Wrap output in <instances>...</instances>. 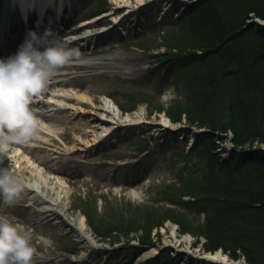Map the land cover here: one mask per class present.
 <instances>
[{
    "label": "rangeland",
    "instance_id": "obj_1",
    "mask_svg": "<svg viewBox=\"0 0 264 264\" xmlns=\"http://www.w3.org/2000/svg\"><path fill=\"white\" fill-rule=\"evenodd\" d=\"M77 1L80 0H75ZM100 1L90 0L86 7L81 6L76 19L89 18L111 9L112 0L103 5ZM148 1L150 4L144 8L146 11L140 15L141 17L137 18L134 15L131 17V19H138L139 24L132 23L130 26L128 24L130 28H126V34L123 36L117 37L110 33L93 41L87 47L73 46L79 48L81 53L79 57L73 59V62H89L87 64L93 66L79 68L80 65H78L70 68L65 78L71 82V85L65 89L76 96L75 93L79 92L77 86H80L81 90H85L90 96V102H93L94 106L102 104L105 100L104 94L109 95L114 100V106L111 107L113 115L109 114L114 116L113 119L120 116L123 120L133 111L144 112L145 118L138 125L115 129L109 140L87 151L79 150L75 144L78 140H82L80 133L88 129L83 123L88 119L89 114L87 116L72 114L69 107L73 103L66 102L63 104L66 109L56 113L48 121L56 125L51 132V138L58 145V149L64 152L62 156L56 157L48 164L60 166L67 171L74 170L78 178L76 183L67 185L64 182V188L61 191L62 205L67 208L65 213L70 218L81 214L80 211H83L87 204H90L99 216L110 217L112 222H115L113 220H116L118 216L116 211L125 212L126 210L128 219L136 217L147 206L161 204L157 201L160 196L158 190L161 187L171 182L179 184L176 174L178 168L204 155L185 156L190 146H195L193 151H196L195 148L207 138V135L202 132L204 128H200L196 122H190L181 115L180 120L174 123L175 126L173 125V128L178 130L174 134L170 131L172 126L169 129L166 124L165 129H162L160 125V122H163L164 113H168V105L174 104V99L185 102L188 87L182 78L186 66L184 60L175 57L172 61L161 59L163 54L161 51L164 49L157 48L160 47L158 45L161 42L162 31L175 26L177 21L175 19H178L176 18L178 15L175 14L181 10L185 14L187 8L198 5L202 0ZM141 13L142 11H139L138 15ZM183 17L184 15L178 21ZM253 21L264 26V19L260 17H254ZM138 40H143L139 46H137ZM86 56H91L90 60H83L88 58ZM48 90H54V88H48ZM49 95L40 94L36 98L48 100ZM223 97L219 95V101H224L226 105L231 102L229 95L225 94ZM116 102L122 106V110L118 108ZM32 108L33 110L49 109L41 104ZM50 113L53 114L51 111ZM35 116L38 115L35 114ZM216 132H218V137L215 139L217 155L220 157L230 155L231 151L227 148L231 149L232 145H235L233 132L231 130ZM144 148L148 151L140 153ZM245 148L249 151L264 150V143L255 138L251 143H247ZM45 151L43 150V153ZM43 153L35 152L38 157ZM37 167V169H43L42 164H37ZM53 196H56L55 191ZM190 208V206L187 207V209ZM21 209L24 208L20 207ZM191 210V214L195 217L202 218L203 211ZM22 211L25 218L33 216L31 221H36V226H31L21 221L22 219L16 223L22 226V229L30 236V242L35 249L32 264H156L158 260L162 261L165 253L175 256L178 264H185L189 256L198 260L203 259L199 254L190 252L191 250L185 248L186 252H184L166 242V239L171 238L168 236L171 230L168 224H173L171 221H165L162 227L152 229V244L149 248L156 247L160 253L149 261L139 262L140 255L134 257V251L137 248L129 243H137L136 236L140 230L131 232L126 237L112 232L109 237L108 231L96 225L98 228L95 231L89 228L92 238L90 242H87L79 236L72 225L66 223L65 227H59L55 221L48 223L42 215L38 216L39 207L31 211L29 209ZM127 218L125 221L128 220ZM98 221L102 219L98 218ZM175 230L177 237L188 234L191 249L204 246L200 236L193 237L188 232H180L176 227ZM117 236H119L118 239ZM115 240L117 241L114 243ZM203 249L205 252L214 250H207L204 247ZM71 251L77 255H70ZM224 254L232 260V264H238L241 256L246 260L242 249L239 248L235 249V254L232 256L227 252ZM82 259H84L83 262H81ZM224 264H231V262H224ZM247 264L252 263L247 261Z\"/></svg>",
    "mask_w": 264,
    "mask_h": 264
},
{
    "label": "trees",
    "instance_id": "obj_2",
    "mask_svg": "<svg viewBox=\"0 0 264 264\" xmlns=\"http://www.w3.org/2000/svg\"><path fill=\"white\" fill-rule=\"evenodd\" d=\"M254 17L264 19V0H202L161 34L158 45L165 47L164 58H184L186 65L182 78L188 95L185 102L169 105L171 119L184 114L200 127L234 135L237 152L224 158L215 152L216 135H208L185 154L204 155L177 169L179 184L160 191L169 203L204 208V219L149 205L127 221L118 216L114 225L102 219L104 229L124 236L140 230L137 248H144L152 244V229L170 219L179 231L200 236L207 250L220 248L232 256L239 248L249 263L264 264V150L245 148L255 138L264 143V26ZM225 94L231 99L227 105L218 99ZM186 195L191 198L185 200ZM87 219L95 225L96 219ZM163 255L156 264H177L175 256ZM186 264L220 263L190 256Z\"/></svg>",
    "mask_w": 264,
    "mask_h": 264
},
{
    "label": "bare ground",
    "instance_id": "obj_3",
    "mask_svg": "<svg viewBox=\"0 0 264 264\" xmlns=\"http://www.w3.org/2000/svg\"><path fill=\"white\" fill-rule=\"evenodd\" d=\"M112 2L115 5L113 11L115 10L116 14H120L124 10L127 11L126 13H124V18L122 17L123 19H125L127 15L132 14V12L134 13L136 10H139L140 8L146 6L150 1L112 0ZM133 2L134 5H130ZM45 8L47 7L45 6ZM120 18V16H117V18H115L116 24L121 22ZM90 23H94V21L91 20ZM109 30L111 29L108 28L107 31ZM101 36H103L102 31H94L93 33L88 35L87 38L96 39L100 38ZM64 69L65 68L62 66L59 67L56 71L58 72V74H55L56 77L52 78H57L60 81H52L49 83V85H52L51 87H54V90L49 93L50 99L47 101L45 99L38 100L36 97H39V95H37L31 102V104L34 106L41 104L42 106H46L47 108H49L48 110H34V114L40 117L39 130L37 135L23 142L9 141L6 151L0 153V168H6L5 166L9 164L8 169L14 175H17L21 178L24 185L23 189L26 192V195L22 196L21 198V201L23 200L22 202H26L29 200L30 202L37 203L42 208L38 214L42 215L45 219L48 220V222L56 217L55 219L59 224L65 225L67 223L68 225H72L83 240L90 242L92 234L85 222L84 216L82 214H77L75 217L70 218L65 213V210L67 208L63 207L62 205L61 191L62 188H64V182L67 183V185L76 183L78 181V178L76 177V173L74 170L67 171L66 169L60 168V166L53 167L48 164L49 161L64 154L62 150L58 149V145H56V143H54L53 139L51 138V132L56 125L53 123L50 124L48 121L52 118L53 115L65 109L62 105L66 102L73 103L72 106L69 107L72 110V114H77L76 116H87L89 114L88 119L83 123V125L88 127V129L80 133L79 136L82 140H78V142L75 144V146L79 148V150L86 151L87 149L92 148L98 143H101L109 138L113 131V127L138 125L140 124V121L144 120L145 115L142 111H133L130 114L128 113L122 120L123 117H120V113L118 112L119 118L115 117V119H113L114 116H112L113 113L111 112V107L114 106V103L109 97H104L105 100L100 106H94L93 102H90V96L86 93L85 90H81L82 88L80 86H77L79 92H74L76 96L72 93L70 94L65 89V87L71 85V82L69 80H66V73H64ZM60 86L63 87L60 88ZM43 93H48V88L41 94ZM50 111L53 112V114H51ZM163 117V122H160V125L161 127H163L162 129H165L166 124H170V119H168L165 115H163ZM101 125H103V128ZM10 135V130H8L7 128H0V139H3ZM30 146H37L38 148L32 149L30 148ZM51 146L53 147V149ZM38 149H41L42 153L43 150L46 151L45 153H43V155L38 157L36 156L37 154L34 155V151ZM37 164H42L43 169H37ZM54 191L56 192V196H53ZM133 193L135 195L137 194L135 192ZM29 205L32 204H26V206L30 207ZM33 225L36 226V223H33ZM168 225L171 229L168 235L171 238L166 239V242L168 244L180 248V250L182 249L183 251L186 248L188 250H191L190 252L199 254L200 256H202V258H208L212 261H219L220 264H224V262L229 261L232 264V260H229L227 255L224 254V252L220 249L216 248L211 252H205L203 247L199 246L195 249H191V245L189 242L190 238L188 234L177 237L178 235L176 234L175 226L170 223ZM159 253L160 252L156 247H150L140 255L138 261L144 262L145 260L152 259ZM205 255L207 257H204Z\"/></svg>",
    "mask_w": 264,
    "mask_h": 264
},
{
    "label": "clouds",
    "instance_id": "obj_4",
    "mask_svg": "<svg viewBox=\"0 0 264 264\" xmlns=\"http://www.w3.org/2000/svg\"><path fill=\"white\" fill-rule=\"evenodd\" d=\"M81 55L79 48L70 46L68 37L54 29L43 33L29 32L19 49L0 56V128L12 135L0 139V153L9 141H27L37 135L39 120L30 107L34 97L47 90L57 69ZM24 188L21 178L8 168H0V201L12 204ZM34 247L22 226L0 216V264H32ZM238 264H247L243 256Z\"/></svg>",
    "mask_w": 264,
    "mask_h": 264
},
{
    "label": "snow or ice",
    "instance_id": "obj_5",
    "mask_svg": "<svg viewBox=\"0 0 264 264\" xmlns=\"http://www.w3.org/2000/svg\"><path fill=\"white\" fill-rule=\"evenodd\" d=\"M41 2H43V0H37V3H41Z\"/></svg>",
    "mask_w": 264,
    "mask_h": 264
},
{
    "label": "water",
    "instance_id": "obj_6",
    "mask_svg": "<svg viewBox=\"0 0 264 264\" xmlns=\"http://www.w3.org/2000/svg\"><path fill=\"white\" fill-rule=\"evenodd\" d=\"M205 132H206V133H209L210 131H209V130H206ZM208 261H210V260H208Z\"/></svg>",
    "mask_w": 264,
    "mask_h": 264
}]
</instances>
